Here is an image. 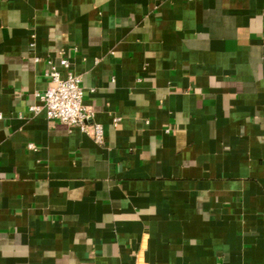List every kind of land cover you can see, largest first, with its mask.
<instances>
[{"label":"crops","instance_id":"0c3cea01","mask_svg":"<svg viewBox=\"0 0 264 264\" xmlns=\"http://www.w3.org/2000/svg\"><path fill=\"white\" fill-rule=\"evenodd\" d=\"M0 264H264V0H0Z\"/></svg>","mask_w":264,"mask_h":264},{"label":"built area","instance_id":"2783aa9c","mask_svg":"<svg viewBox=\"0 0 264 264\" xmlns=\"http://www.w3.org/2000/svg\"><path fill=\"white\" fill-rule=\"evenodd\" d=\"M61 67L67 70L65 77L56 65H50L47 76L51 85L44 92L38 93L37 98L41 105H35L31 110L35 113L44 112L49 120L58 121L68 127H77L85 133H92L95 141L103 144L102 126L90 125L93 110L84 104L85 92L81 77L69 71L70 63L67 59L61 60Z\"/></svg>","mask_w":264,"mask_h":264}]
</instances>
